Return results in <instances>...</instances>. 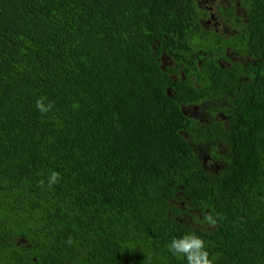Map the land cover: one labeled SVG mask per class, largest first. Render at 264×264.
I'll list each match as a JSON object with an SVG mask.
<instances>
[{
    "label": "trees",
    "instance_id": "16d2710c",
    "mask_svg": "<svg viewBox=\"0 0 264 264\" xmlns=\"http://www.w3.org/2000/svg\"><path fill=\"white\" fill-rule=\"evenodd\" d=\"M228 3L0 0V264H264V0Z\"/></svg>",
    "mask_w": 264,
    "mask_h": 264
},
{
    "label": "clouds",
    "instance_id": "9594fccd",
    "mask_svg": "<svg viewBox=\"0 0 264 264\" xmlns=\"http://www.w3.org/2000/svg\"><path fill=\"white\" fill-rule=\"evenodd\" d=\"M44 99L37 100L36 107L41 113L48 112L52 105H45ZM59 179V173L52 171L48 177V186L52 187ZM207 221L215 224V219L209 215ZM168 251L185 261V264H213L210 253L206 248L205 240L194 231L173 237L167 245Z\"/></svg>",
    "mask_w": 264,
    "mask_h": 264
},
{
    "label": "flooded vegetation",
    "instance_id": "af4514ba",
    "mask_svg": "<svg viewBox=\"0 0 264 264\" xmlns=\"http://www.w3.org/2000/svg\"><path fill=\"white\" fill-rule=\"evenodd\" d=\"M194 1L199 7H202L209 14V20L204 23L205 26H207L209 29L217 31L220 34H225L226 32L227 33L229 32V27H227V28L225 27L226 26L225 23L218 16V12H217L219 7H221L223 5H229V3H228L229 0H224L223 2H221L216 7V13H217L216 15H215V13H212L211 7L208 8L207 6H204V4L206 3L205 0H194ZM231 1H233V0H231ZM228 55H229V57H233L232 51H228ZM208 106L219 107V105H217L216 101H205L198 106L192 105V106L185 107L183 112L186 114V116L191 117L193 119H197V118L203 119L204 118V112H205V110H208ZM207 161L209 162V160H207Z\"/></svg>",
    "mask_w": 264,
    "mask_h": 264
},
{
    "label": "rangeland",
    "instance_id": "374dc122",
    "mask_svg": "<svg viewBox=\"0 0 264 264\" xmlns=\"http://www.w3.org/2000/svg\"><path fill=\"white\" fill-rule=\"evenodd\" d=\"M206 3L204 4V6H207L208 8H212V13H215V15L217 14L216 13V7L221 3L223 2L224 0H205ZM221 31V30H220Z\"/></svg>",
    "mask_w": 264,
    "mask_h": 264
}]
</instances>
